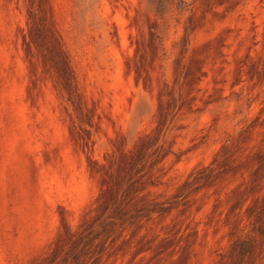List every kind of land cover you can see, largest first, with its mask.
Here are the masks:
<instances>
[{
	"label": "rangeland",
	"instance_id": "1",
	"mask_svg": "<svg viewBox=\"0 0 264 264\" xmlns=\"http://www.w3.org/2000/svg\"><path fill=\"white\" fill-rule=\"evenodd\" d=\"M0 264H264V0H0Z\"/></svg>",
	"mask_w": 264,
	"mask_h": 264
}]
</instances>
